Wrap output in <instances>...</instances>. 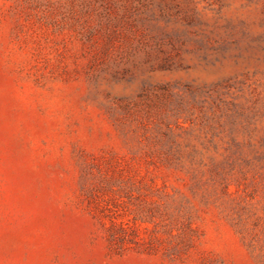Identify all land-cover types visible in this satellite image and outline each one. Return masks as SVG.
<instances>
[{
    "label": "rangeland",
    "instance_id": "rangeland-1",
    "mask_svg": "<svg viewBox=\"0 0 264 264\" xmlns=\"http://www.w3.org/2000/svg\"><path fill=\"white\" fill-rule=\"evenodd\" d=\"M0 264H264V0H0Z\"/></svg>",
    "mask_w": 264,
    "mask_h": 264
},
{
    "label": "trees",
    "instance_id": "trees-1",
    "mask_svg": "<svg viewBox=\"0 0 264 264\" xmlns=\"http://www.w3.org/2000/svg\"><path fill=\"white\" fill-rule=\"evenodd\" d=\"M95 195L96 194L93 195V199H95ZM97 205L99 207L102 206V214L100 215V219L102 224L107 229V234L111 246L116 247L118 249H126L131 247H137L141 244H146V240L141 237L139 233L137 218L125 219L124 217H122V219H119L116 216L108 214V212H113L111 210L112 207L108 203H106V205H100L97 202Z\"/></svg>",
    "mask_w": 264,
    "mask_h": 264
}]
</instances>
